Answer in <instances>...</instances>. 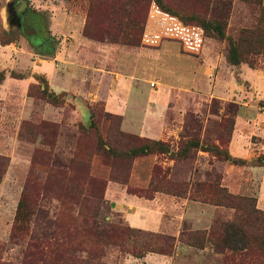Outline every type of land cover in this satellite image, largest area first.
I'll return each instance as SVG.
<instances>
[{"label":"rangeland","instance_id":"1","mask_svg":"<svg viewBox=\"0 0 264 264\" xmlns=\"http://www.w3.org/2000/svg\"><path fill=\"white\" fill-rule=\"evenodd\" d=\"M21 1L22 30L0 27L27 49V68L0 71V264H223L178 235L244 212L202 201L218 199L207 184L264 212V53L226 60L241 29L264 28V0H181L222 22L198 53L139 41L161 23L148 0ZM157 106L149 137L137 124Z\"/></svg>","mask_w":264,"mask_h":264},{"label":"trees","instance_id":"2","mask_svg":"<svg viewBox=\"0 0 264 264\" xmlns=\"http://www.w3.org/2000/svg\"><path fill=\"white\" fill-rule=\"evenodd\" d=\"M148 0L156 12L166 16L168 19L167 27L174 28L171 21L179 23L180 28L187 27V31L183 34L188 39L195 42L197 36H206L205 28L212 29L217 36L222 35L221 24L213 20V26L208 27V22H203L194 16L193 12L184 14L181 10V0ZM185 1V0H183ZM189 1V0H188ZM191 2L200 1L202 4L205 0H190ZM196 17V19L194 18ZM198 21L199 25L187 22L188 20ZM206 26V27H205ZM190 28V29H189ZM139 41L147 45H154L149 43L154 39V28L149 29L141 27ZM143 38L146 41H143ZM249 51L263 52L264 53V28H254L251 30L241 29L237 42L229 44L226 53V60L230 64H237L245 61L251 66V60L247 59ZM193 53V52H192ZM151 145L155 142H151ZM226 158H230L229 156ZM207 191H211L218 195V199H211L210 201L202 200L214 205H224L233 208V210H242L244 212L240 215H235L232 221L221 224L217 227L210 226L201 232L190 231L186 238L182 240L183 232L180 231L178 240L184 241L189 245L201 247L207 241L211 244L213 250L222 256L223 264H264V212L255 207V199L251 197H237L228 194L224 187L217 185H205L201 187ZM246 206V207H245ZM18 209L21 204L19 202ZM17 220L23 219L22 212L18 211L16 215ZM166 245L172 249L174 246V238L169 236L166 238ZM153 251V250H150ZM167 250L155 251L165 254ZM140 256V254H138Z\"/></svg>","mask_w":264,"mask_h":264},{"label":"crops","instance_id":"3","mask_svg":"<svg viewBox=\"0 0 264 264\" xmlns=\"http://www.w3.org/2000/svg\"><path fill=\"white\" fill-rule=\"evenodd\" d=\"M3 2H4L3 5H1L0 7V27L3 29V31H9L12 29L22 30L23 12H18V13L15 12L13 0H4ZM155 14L161 21V23H159V26L155 25L153 27L154 28L153 36L155 37L150 42L146 41L144 38H143V41L152 43L154 45L162 44L163 42L169 41V42L176 43L178 47H181V49L185 52L198 53L199 50L201 51V47H202L201 45L205 37L199 35L195 38V42H188L186 37H184L183 35L185 31H187L188 29L187 27L180 28L179 23L171 21L169 23H172L174 25V28L169 29L167 27L168 18L164 16L163 14L156 12V11H155ZM36 61H43V60L37 57V55H35L32 60H29L30 65L32 67H38L39 65L36 63ZM21 67L27 68V49L24 48L22 45L17 44L14 40H1L0 39V71L4 70L5 72H7L10 69H17ZM160 111L161 110L157 106V109L152 116V121L147 120V117H144L143 126H141L140 122H138L137 127L142 130L144 135H148L149 137H154L155 134H157L158 131H160L158 127L157 128L154 126L151 127L150 126L151 123H149V122H152V125L158 123L159 121L158 115L160 114ZM243 141L245 140L239 138L237 134H232L231 139L228 143L229 153L231 155L243 154L244 151L246 150L242 144ZM262 194H263V200L258 197L256 199V205L257 207L264 209V190ZM195 202L196 201H193L192 203H195ZM186 203H190V202H186ZM154 215L156 214L154 213ZM200 217H203L204 219L200 220L201 219L200 218L199 221L201 222L206 221L205 216H200ZM137 223L138 222H135V224L133 223L132 225L147 227L146 225L137 224ZM157 224L155 225L157 226ZM161 227L165 228L166 226L162 225ZM156 256H159V255H156ZM148 257L150 258L154 256H149L147 254L142 259H148Z\"/></svg>","mask_w":264,"mask_h":264},{"label":"water","instance_id":"4","mask_svg":"<svg viewBox=\"0 0 264 264\" xmlns=\"http://www.w3.org/2000/svg\"><path fill=\"white\" fill-rule=\"evenodd\" d=\"M25 6V2L24 1H21L20 4L15 8V12H20L23 7Z\"/></svg>","mask_w":264,"mask_h":264}]
</instances>
